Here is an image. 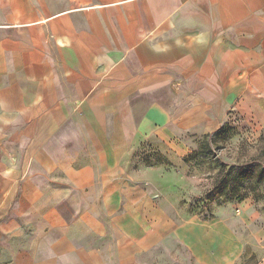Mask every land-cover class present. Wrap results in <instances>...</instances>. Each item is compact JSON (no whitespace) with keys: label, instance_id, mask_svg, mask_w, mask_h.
<instances>
[{"label":"crops","instance_id":"1","mask_svg":"<svg viewBox=\"0 0 264 264\" xmlns=\"http://www.w3.org/2000/svg\"><path fill=\"white\" fill-rule=\"evenodd\" d=\"M252 101L264 125V0H0V264H139L168 233L197 264L261 252L249 202L174 223L134 165Z\"/></svg>","mask_w":264,"mask_h":264},{"label":"rangeland","instance_id":"2","mask_svg":"<svg viewBox=\"0 0 264 264\" xmlns=\"http://www.w3.org/2000/svg\"><path fill=\"white\" fill-rule=\"evenodd\" d=\"M253 102L241 105L243 109L233 104L213 131L178 133L185 146L169 148L167 155L147 141L140 142L134 153L135 168L142 164L148 168L147 186L168 220L179 223L190 216L209 218L214 211L238 218V204L249 202L261 215L249 226L250 230L255 232L264 225V125L260 124V111L255 115ZM231 166L249 169L238 172L237 176L229 175ZM245 171H249L248 176ZM236 225L242 234L250 235L246 226ZM259 242L261 252H254L246 245L236 264H264V237ZM3 245L8 251L20 244L15 241ZM138 263L197 264L171 233L141 253Z\"/></svg>","mask_w":264,"mask_h":264},{"label":"trees","instance_id":"3","mask_svg":"<svg viewBox=\"0 0 264 264\" xmlns=\"http://www.w3.org/2000/svg\"><path fill=\"white\" fill-rule=\"evenodd\" d=\"M244 169H249V168H248V166H231L229 168V170H228V173H229V175L233 174V173H236L234 175L237 176V175H240V173H238V172H242ZM245 175L248 176L249 175V171L248 172L245 171ZM228 182H229V180H228ZM213 196L216 197V195H213Z\"/></svg>","mask_w":264,"mask_h":264}]
</instances>
